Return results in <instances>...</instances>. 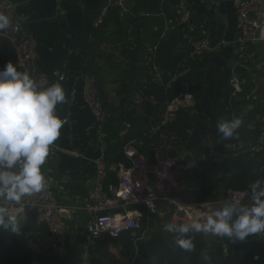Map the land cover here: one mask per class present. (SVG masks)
Instances as JSON below:
<instances>
[{"label": "crops", "instance_id": "0c3cea01", "mask_svg": "<svg viewBox=\"0 0 264 264\" xmlns=\"http://www.w3.org/2000/svg\"><path fill=\"white\" fill-rule=\"evenodd\" d=\"M7 1L15 6L17 17L25 32L35 42L37 71L47 76L48 85L61 83L66 93L67 102L57 105L56 109L65 122L60 129V137L51 147L50 155L42 166V171L50 181L54 200L60 205L63 213L66 255L61 258L55 253L60 258L61 264H77L83 247L89 241L87 225L91 218L84 205L88 201L96 176V160L103 158L104 153L103 139L99 138L93 115L83 100L86 87L95 85L93 77L85 72L87 50L93 40V32L106 24L104 42L100 46L101 55L96 62L98 66H101L102 71H99V75L105 80L108 89L107 101L110 103L115 98L114 91L117 87L115 80L131 77L132 85L125 106L134 113L139 108L134 107L133 98L138 91V86L146 80L148 75L146 64L148 47L156 46L160 37L166 36L170 30H173L166 29V23L170 17H173L179 0H126L131 9L128 13H123L117 5L109 4L112 0ZM186 1L191 9V18L187 25L178 27L185 33V43L179 44L178 49L185 48L189 34L208 37L210 47L204 55L198 57V60L204 61V65L200 68L204 96L198 102L199 108L193 111L196 113L197 120L189 132L188 140L178 146L180 150H177L176 157L180 168L184 166L186 168L175 182L174 193L189 202L218 201L224 198L225 188L234 172L254 173L264 167V150L251 156H240L220 162L201 158V153L206 147L202 141L217 104H223L226 111H229L231 116L228 120L236 117L233 114L237 97L233 94L229 79L231 72L237 68L234 50L238 35V16L235 9L236 0ZM257 1L260 5L257 15L261 27L252 48L255 56L264 61V0ZM108 4L103 22L94 26V20ZM135 4H138L140 8L133 13ZM113 8L119 10L122 19L121 29L125 31L124 34H113L115 25L110 17ZM132 15H138V20L134 23L128 21ZM124 45L127 48H123ZM13 48L16 58L14 45ZM109 57H111L110 60H108ZM156 69L160 77L157 66ZM240 69L244 70L238 68L239 73ZM59 75H62L63 79H59ZM252 81L254 87L246 96L248 102L242 112L245 114L254 110L255 115H253L256 120L260 113L258 98L259 95L264 94V71ZM194 105L195 99L190 107ZM131 109L134 111L132 112ZM253 126L252 121L246 125L242 124L241 128L235 130L237 134L233 138L245 143L258 142L264 149V129L263 132L256 134ZM230 139L220 135V141L223 143ZM201 148L202 151L198 153ZM155 152L160 155L162 151ZM142 156L146 161L149 154ZM200 163L213 165V170L211 172L203 170V176L196 175V166ZM121 166L123 165L116 162L110 167L108 165L104 179L105 192L109 184H106L108 171L115 172L118 182V170ZM249 201L250 195L246 204ZM222 205H217V208ZM136 206L141 212L140 229L143 239L150 237L155 225L153 220L156 216L162 217L164 212L170 214L171 223L179 224V215L164 202H158L157 212L154 214H149L143 205ZM30 211H24L23 216L19 218L25 219V213ZM33 214L36 215L35 212ZM36 219L39 223H43L37 216ZM44 226L47 228L46 224ZM32 237L29 243L32 248L39 250L41 240L35 233ZM106 238L107 236H102L90 241L91 247H95L94 264L135 263L138 256L134 250L127 249L124 241ZM48 242L50 245L49 237ZM246 242L248 248L258 249L264 244V235L257 234Z\"/></svg>", "mask_w": 264, "mask_h": 264}, {"label": "built area", "instance_id": "2783aa9c", "mask_svg": "<svg viewBox=\"0 0 264 264\" xmlns=\"http://www.w3.org/2000/svg\"><path fill=\"white\" fill-rule=\"evenodd\" d=\"M117 5L123 13L131 11L126 0H112L111 3ZM108 5L104 6L99 15L93 22L98 26L103 22L107 13ZM235 9L237 12V29L238 35L235 41V64L236 70L230 75V84L233 94L237 96L244 89L245 79L238 72V68H243L251 78L264 71V61L257 58L253 52L252 44L258 37L261 22L258 18L260 5L257 0H236ZM0 11H5L13 19V27L0 34V36L9 40L16 49L15 65L27 71L39 82L48 84V78L37 71L35 61L37 51L35 42L23 28L19 17H17L15 6L7 1L0 0ZM191 18V9L186 0H179L175 7L173 17H170L166 23V29H175L187 25ZM188 49V59L204 55L209 47V39L203 35L189 34L186 39ZM156 46L148 47V56L146 64L149 65ZM156 70V68H153ZM190 72L189 67H183L175 73L172 79L186 75ZM153 77L159 78L158 72ZM63 79L62 75L58 76ZM83 100L93 115L95 127L99 138L105 137L103 130L104 124L109 116V111L103 106L97 90L91 85L86 87L83 92ZM156 103L152 96H146L142 90H138L133 98L136 107L140 106L143 101ZM260 113L256 117L258 123L264 124V94L259 95ZM194 103V97L189 91L187 84L183 85L182 90L177 96L173 97L165 104L162 109V118L158 125L149 129L150 135H156L157 138L151 143L152 150L164 151L177 148L179 138L169 130L161 131V126L172 123L176 118L177 109L181 106H190ZM206 146V151L201 153L202 159L212 161H222L225 159L236 158L240 156H251L263 152V145L256 143H245L241 140H227L223 143L222 148L215 149L214 144L209 137L202 141ZM125 154L131 159V165L128 167L121 166L118 170V182L109 183L105 192L104 179L108 169L107 163L103 158L96 160V176L91 187L88 201L84 205L86 212L90 216L87 231L89 241L83 247L81 258L77 264H91L92 247L90 241L107 236L117 238L124 234L131 242L141 238V212L136 205H143L149 214L157 212L158 202H164L173 209L174 213L181 212L178 216L179 223H190L191 212L200 210L209 212L215 210L226 200H233L239 197L241 202L246 204L249 197V191L239 188H227L224 198L208 202H189L174 193L175 182L182 171L186 168H180L177 157L160 160L151 168L146 165V161L132 143L124 146ZM148 173L153 175V182L150 183ZM46 191L37 194L31 198H25V211H34L38 220L46 224L49 233L50 246L61 258L66 255L65 232L62 224V209L54 200L52 185L48 180ZM14 207V206H11ZM195 232L190 231L189 233ZM187 233V234H189ZM223 251L226 246L223 244Z\"/></svg>", "mask_w": 264, "mask_h": 264}, {"label": "trees", "instance_id": "16d2710c", "mask_svg": "<svg viewBox=\"0 0 264 264\" xmlns=\"http://www.w3.org/2000/svg\"><path fill=\"white\" fill-rule=\"evenodd\" d=\"M139 8V5L135 4L132 10L133 13H136ZM110 17L113 19L112 23L115 25L113 34H124L125 31L121 29L122 19L119 10L113 8ZM136 20H138V15H132L128 21L134 23ZM105 30L106 24H103L93 32V40L87 50L88 56L86 58L85 72L88 76L93 77L94 88L97 90L103 106L109 111V116L103 127L105 132V137L103 138V160L109 167L115 162L128 167L131 165V160L124 152L125 144L130 142L140 154L148 155L153 149L151 143L157 138L156 135H150L149 129L159 124L165 104L177 96L185 84L188 85L189 91L195 99V105L192 108L190 106L179 107L175 120L166 126H161L160 130H169L175 134L179 138V145L188 140L189 132L197 120L196 113L193 111L199 108L198 102L204 96L200 72L204 61L198 60V57L188 59V49L186 46L184 49H178L179 44L185 43V33L180 28L170 30L166 36L160 37L152 59L149 65H147V78L138 86V90H142L146 96H152L156 103L154 104L145 100L139 107H136L133 103L134 107L139 109L131 113L129 108L125 106L127 95L132 85L131 77L116 79L115 101L112 100L110 103L107 101L109 98L108 89L105 80L99 75V71H102L101 66H98L96 62L97 58L101 55L100 46L104 42ZM123 48H127V46L124 45ZM13 49L11 42L0 36V69H3L9 61L15 64L16 58ZM110 59L111 57L108 58V60ZM155 65L160 71V77L156 79L153 77L158 72L157 69H153L154 67L156 68ZM185 66L190 68V72L172 79L173 75ZM17 68L22 71L18 66ZM240 74L245 79L244 89L236 96L233 115L240 117L244 125L252 121L254 123L253 127H255L253 131L259 134L263 132L264 124L258 123L255 120V111H249L245 114L242 112L248 102L246 96L254 87L253 78L245 70H241ZM230 116L225 106L218 103L204 135V138L209 137L211 139L215 149H220L223 143L220 141L221 134L216 131V123L221 118L228 119ZM234 139L231 138L230 140ZM201 151L202 148L198 153ZM205 151L206 147H204L203 152ZM203 170L211 172L213 165L207 163L198 164L196 166V175L203 176ZM256 179L264 180V167L254 173L234 172L225 190L227 188H239L248 190L250 194L251 189L249 185ZM108 183H117V177L112 170H109L107 174L106 184ZM33 213L32 211L25 213L26 218L22 220L18 217L21 223L20 235L0 231V264L62 263L58 255L50 248L47 228L43 223L37 221L36 215ZM34 233L41 240L39 250L32 248L29 243V239L33 238L32 234ZM185 236L190 237L193 241L194 248L192 251H186L178 247L175 244L177 237L173 239V244L168 246L164 243L160 234L153 233H151L149 238H140L135 242H131L125 235L117 238L107 237L106 239H121L124 241L127 249L134 250L138 256L134 264H264V244L258 249L247 248L243 250L240 247L239 241H234L227 237L208 236L207 234L197 232L185 234ZM254 236L247 237L245 241ZM223 244L226 246L225 252L223 251ZM92 249L91 264H94L95 247Z\"/></svg>", "mask_w": 264, "mask_h": 264}, {"label": "clouds", "instance_id": "9594fccd", "mask_svg": "<svg viewBox=\"0 0 264 264\" xmlns=\"http://www.w3.org/2000/svg\"><path fill=\"white\" fill-rule=\"evenodd\" d=\"M12 27V17L0 11V34ZM66 102L61 83L39 82L11 61L0 69V231L20 235L18 217L24 214L25 198L47 190L42 166L65 122L57 105ZM242 124L238 116L221 118L216 131L224 138H233ZM249 187V203L235 197L207 213L191 212L190 223H165L163 230L178 233L175 244L186 251L194 248L192 239L185 236L193 230L239 242L264 235V180L256 179Z\"/></svg>", "mask_w": 264, "mask_h": 264}, {"label": "water", "instance_id": "95a60500", "mask_svg": "<svg viewBox=\"0 0 264 264\" xmlns=\"http://www.w3.org/2000/svg\"><path fill=\"white\" fill-rule=\"evenodd\" d=\"M131 111L133 112L134 110L131 109ZM199 116L201 117V115H199ZM177 150H180V147H177L175 149L169 150L167 152L162 151L160 155L158 154V152H155L154 150H151L149 152V156L147 157L146 165L148 167H152L155 164H157V162L160 161V159L161 160H165V159H168V158H176ZM148 176H149L150 183H152L153 182V175L151 173H148ZM177 215L181 216L182 213L178 212ZM240 247L243 250H246L248 248L247 242L246 241L240 242Z\"/></svg>", "mask_w": 264, "mask_h": 264}, {"label": "rangeland", "instance_id": "374dc122", "mask_svg": "<svg viewBox=\"0 0 264 264\" xmlns=\"http://www.w3.org/2000/svg\"><path fill=\"white\" fill-rule=\"evenodd\" d=\"M168 212H164L162 217L156 216L153 221H155L154 229L152 231L153 234H160L164 243L168 246L173 244V239L177 237L178 233H169L163 230V224L170 222V214ZM151 235V234H150Z\"/></svg>", "mask_w": 264, "mask_h": 264}]
</instances>
